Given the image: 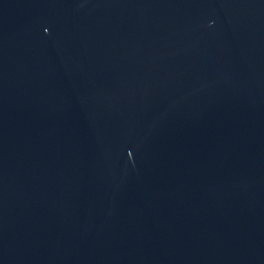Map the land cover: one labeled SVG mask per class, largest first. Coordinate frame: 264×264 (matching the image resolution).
Here are the masks:
<instances>
[{
	"label": "water",
	"instance_id": "obj_1",
	"mask_svg": "<svg viewBox=\"0 0 264 264\" xmlns=\"http://www.w3.org/2000/svg\"><path fill=\"white\" fill-rule=\"evenodd\" d=\"M0 264H264V0H0Z\"/></svg>",
	"mask_w": 264,
	"mask_h": 264
}]
</instances>
